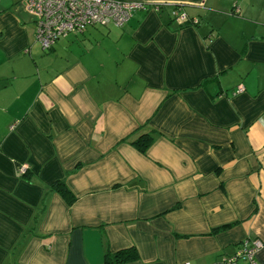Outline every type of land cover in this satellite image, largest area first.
<instances>
[{
	"label": "crops",
	"instance_id": "obj_1",
	"mask_svg": "<svg viewBox=\"0 0 264 264\" xmlns=\"http://www.w3.org/2000/svg\"><path fill=\"white\" fill-rule=\"evenodd\" d=\"M125 1L145 7L44 50L23 0H0V264H216L264 243V0Z\"/></svg>",
	"mask_w": 264,
	"mask_h": 264
},
{
	"label": "built area",
	"instance_id": "obj_2",
	"mask_svg": "<svg viewBox=\"0 0 264 264\" xmlns=\"http://www.w3.org/2000/svg\"><path fill=\"white\" fill-rule=\"evenodd\" d=\"M23 5L34 19L35 37L44 50L89 25L121 27L136 10L145 7L141 2L125 0H23ZM173 14L177 23L189 22L186 13L179 9ZM240 90L241 86L237 91ZM25 167L22 165L19 170L24 172ZM262 246L260 239L244 240L233 254L222 256L216 264H260L256 255Z\"/></svg>",
	"mask_w": 264,
	"mask_h": 264
},
{
	"label": "trees",
	"instance_id": "obj_3",
	"mask_svg": "<svg viewBox=\"0 0 264 264\" xmlns=\"http://www.w3.org/2000/svg\"><path fill=\"white\" fill-rule=\"evenodd\" d=\"M153 130H149L142 133L135 140L131 141V144L141 153H145L153 141ZM50 189L56 191L62 198L71 204L74 201V197L70 190L67 188L63 179L54 181ZM233 224H225L215 227L211 230V233H217L230 228ZM137 259L136 250L133 247L119 250L116 252H106L103 257L104 264H122L125 262L133 261Z\"/></svg>",
	"mask_w": 264,
	"mask_h": 264
}]
</instances>
